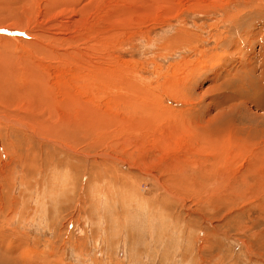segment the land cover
Listing matches in <instances>:
<instances>
[{"label": "rangeland", "instance_id": "rangeland-1", "mask_svg": "<svg viewBox=\"0 0 264 264\" xmlns=\"http://www.w3.org/2000/svg\"><path fill=\"white\" fill-rule=\"evenodd\" d=\"M261 77L264 0H0V264H264Z\"/></svg>", "mask_w": 264, "mask_h": 264}, {"label": "bare ground", "instance_id": "bare-ground-1", "mask_svg": "<svg viewBox=\"0 0 264 264\" xmlns=\"http://www.w3.org/2000/svg\"><path fill=\"white\" fill-rule=\"evenodd\" d=\"M142 8V7H141ZM11 28V27H10ZM8 32V31H7ZM65 35V34H64ZM69 35V36H68ZM67 36V38H66V40H70L71 39V35L70 34H68ZM74 38V37H73ZM69 57V56H68ZM20 76L22 77V78H24V79H27L28 78V75L26 74V73H21L20 74ZM52 78V77H51ZM264 77H261L259 80H261V79H263ZM36 81L38 82V80L36 79ZM263 81V80H262ZM256 82V81H255ZM253 83V82H252ZM259 83V82H258ZM263 83V82H262ZM59 84V83H58ZM246 84V83H245ZM253 84H255V83H253ZM252 84V85H253ZM54 85H50L48 88L49 89H51L52 90V93H51V96L47 93V91H45V94H46V96H48V97H52V100H51V102L52 103H54L56 100L58 101V98L61 96V95H59L58 93V91L60 90H56V93H55V89H54ZM58 87V86H57ZM252 87H254V86H252ZM260 87H262V86H260ZM258 89H259V87H257ZM32 89H33V85H32ZM251 89V88H250ZM260 90V89H259ZM255 92V91H254ZM262 92V91H261ZM251 93V92H250ZM55 94V95H54ZM261 95V94H260ZM239 96V95H238ZM252 96V95H251ZM259 96V95H258ZM62 98V97H61ZM262 98V97H261ZM260 98V99H261ZM227 100V99H226ZM50 101V100H49ZM59 102H57V104H58ZM88 112H89V108H88ZM73 112L71 111L70 113H68V117L67 118H61L64 114H60V115H58L56 112H49L48 114H47V116H45V117H43V118H40V119H38V116H33V117H30V118H33V119H35V120H39V121H41L42 123H46V124H49V125H51V126H54L56 129L57 128H59V130L61 131L60 132V134L61 135H63V137H66L68 134H69V131L70 130H72V129H70L71 127H73L74 126V128L76 127V128H78V129H80L82 126H83V124H84V122L87 120H83L84 118H83V116L81 115V114H76L75 115V117H74V119L71 117V114H72ZM84 113H86V111L84 112ZM65 116V115H64ZM46 119H49V122L50 123H47L46 122ZM71 119H73V120H71ZM69 130V131H68ZM198 132H197V137L199 138V136H200V130H201V127H198ZM204 130H205V128H204ZM72 132L73 131H71L70 133L72 134ZM71 134H70V136H71ZM204 134V133H203ZM69 136V137H70ZM74 136V135H73ZM68 137V138H69ZM72 137V136H71ZM209 140H211V139H215L214 137H209L208 138ZM76 141V140H75ZM261 141H263L264 142V139L262 140L261 139ZM206 142H208V141H206ZM254 143V139H251V140H249L248 141V143H247V145H248V147H249V145H251V144H253ZM257 143V142H256ZM261 143V142H260ZM257 145V144H256ZM259 145H261V144H259ZM255 146V145H254ZM253 150H255V154H256V156H258V159H257V161H258V163L260 164V166H262V167H264V160H262L261 159V157H263L264 158V150H262L261 149V147H259V146H256L255 147V149H253ZM217 153V152H216ZM252 154V153H251ZM217 155H221V156H219L217 159L218 160H220L221 158H222V155L223 154H221V153H217ZM249 163H251V162H249ZM256 167V166H255ZM259 167V166H258ZM1 250V249H0ZM0 254H2V253H0ZM4 256V255H3Z\"/></svg>", "mask_w": 264, "mask_h": 264}]
</instances>
